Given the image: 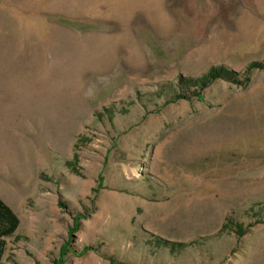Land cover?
Here are the masks:
<instances>
[{
	"label": "rangeland",
	"instance_id": "obj_1",
	"mask_svg": "<svg viewBox=\"0 0 264 264\" xmlns=\"http://www.w3.org/2000/svg\"><path fill=\"white\" fill-rule=\"evenodd\" d=\"M0 199V264H264V0H0Z\"/></svg>",
	"mask_w": 264,
	"mask_h": 264
},
{
	"label": "trees",
	"instance_id": "obj_2",
	"mask_svg": "<svg viewBox=\"0 0 264 264\" xmlns=\"http://www.w3.org/2000/svg\"><path fill=\"white\" fill-rule=\"evenodd\" d=\"M217 73L218 72L214 70L208 77L209 79L191 80V83L203 88L214 79L213 75L217 76ZM18 225L19 219L16 214L0 199V258L4 252L5 246L3 238L13 235Z\"/></svg>",
	"mask_w": 264,
	"mask_h": 264
}]
</instances>
